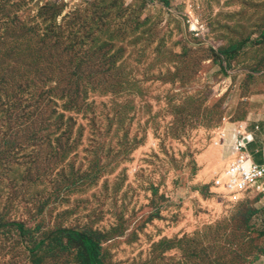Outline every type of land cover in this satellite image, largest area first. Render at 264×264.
<instances>
[{
	"label": "rangeland",
	"instance_id": "1",
	"mask_svg": "<svg viewBox=\"0 0 264 264\" xmlns=\"http://www.w3.org/2000/svg\"><path fill=\"white\" fill-rule=\"evenodd\" d=\"M263 33L264 0H0V264H83L63 229L105 264H264V192L225 184Z\"/></svg>",
	"mask_w": 264,
	"mask_h": 264
},
{
	"label": "built area",
	"instance_id": "2",
	"mask_svg": "<svg viewBox=\"0 0 264 264\" xmlns=\"http://www.w3.org/2000/svg\"><path fill=\"white\" fill-rule=\"evenodd\" d=\"M261 125L238 127L230 152L226 186L234 193L247 190L264 192V133ZM258 148L251 151V145ZM257 157L261 162L256 161Z\"/></svg>",
	"mask_w": 264,
	"mask_h": 264
},
{
	"label": "trees",
	"instance_id": "3",
	"mask_svg": "<svg viewBox=\"0 0 264 264\" xmlns=\"http://www.w3.org/2000/svg\"><path fill=\"white\" fill-rule=\"evenodd\" d=\"M264 37V33H263ZM226 55H230V53H226ZM2 225L0 224V227ZM19 233H25L24 226L22 224L16 225ZM59 233L64 234L67 242L65 244L60 245V249L64 248L66 250H78V255L81 257L80 262L83 264H105L103 247H101L100 243L96 240V238L89 233L79 231L76 229H63L59 230ZM60 239H57V241ZM45 242L39 241V243L33 249H40V247L44 246ZM58 244V243H57ZM51 245L47 246V250H54L57 246Z\"/></svg>",
	"mask_w": 264,
	"mask_h": 264
},
{
	"label": "crops",
	"instance_id": "4",
	"mask_svg": "<svg viewBox=\"0 0 264 264\" xmlns=\"http://www.w3.org/2000/svg\"><path fill=\"white\" fill-rule=\"evenodd\" d=\"M262 128H263V133H264V126H262ZM257 148H258V146L255 143L251 145V151L252 152L255 151ZM256 161H258V163H260L261 162V158L260 157H257Z\"/></svg>",
	"mask_w": 264,
	"mask_h": 264
}]
</instances>
